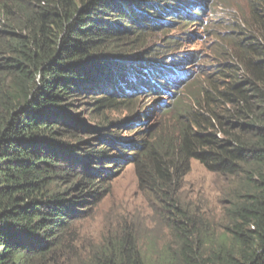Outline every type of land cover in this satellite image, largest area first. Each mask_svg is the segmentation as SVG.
<instances>
[{
	"label": "trees",
	"instance_id": "1",
	"mask_svg": "<svg viewBox=\"0 0 264 264\" xmlns=\"http://www.w3.org/2000/svg\"><path fill=\"white\" fill-rule=\"evenodd\" d=\"M211 1L0 0V264H150L125 231L75 246L78 220L130 163L173 238L157 264H264V0H247L218 78L182 98L181 63L131 51L171 19L202 24ZM157 93L170 118L146 129L137 102ZM193 160L235 181L223 239L180 200Z\"/></svg>",
	"mask_w": 264,
	"mask_h": 264
},
{
	"label": "rangeland",
	"instance_id": "2",
	"mask_svg": "<svg viewBox=\"0 0 264 264\" xmlns=\"http://www.w3.org/2000/svg\"><path fill=\"white\" fill-rule=\"evenodd\" d=\"M210 6L212 8L207 11L209 13L204 19V25L178 24L179 21L171 19L172 28L164 29L165 33L161 34L149 32L151 36L142 35V41L136 40L131 49L132 53L144 55L143 52L152 54L153 50L156 53L155 47H158V57L167 54L171 58L186 61L184 69L187 73L179 74L185 75V79H180L184 80L185 86L180 90L178 99L186 94L191 85L198 87L206 80L218 78L220 64L229 62L221 57L230 56L235 48L232 38H235L234 33L239 32L236 23H239L240 17H247L249 14L247 0H212ZM220 37L225 40L219 42ZM172 39H176L177 44L171 45L169 41ZM186 76L189 78L186 79ZM190 91L197 90L195 88ZM137 103L136 110L142 114L139 117L146 129L161 127L170 118L163 113L164 108L159 109L160 106L171 104L160 93L139 98ZM145 113L149 115L147 120ZM79 116L87 125L93 123L88 108ZM113 116L122 119L123 115L120 113ZM142 130L143 127L135 129ZM122 133L124 138L131 136L130 132L122 130ZM134 170L132 163L124 165L110 180V187L102 190L101 201L78 220L75 230V246L78 251L95 250L102 241L120 236L121 231L130 233L136 247L150 264H157L159 254L172 246L173 238L167 227L168 220L157 198L153 195L147 197L139 191ZM234 183V179L211 173L195 160L190 162V170L182 180L179 196L183 206H188L190 212L205 222L207 234L215 241L225 237L229 197L232 192L237 191Z\"/></svg>",
	"mask_w": 264,
	"mask_h": 264
},
{
	"label": "clouds",
	"instance_id": "3",
	"mask_svg": "<svg viewBox=\"0 0 264 264\" xmlns=\"http://www.w3.org/2000/svg\"><path fill=\"white\" fill-rule=\"evenodd\" d=\"M211 7V6H210ZM208 8L205 12V18L204 19H206V17H207V13H209V12H207L208 10H210L211 8ZM201 24V23H200ZM205 24V20H203V23H202V25H204ZM166 59H169V60H172V61H174L175 60V62H179V63H181L180 65H179V69H177V68H174L173 67V78H177V79H185V77L184 76H180L179 74L180 73H187V72H185V69H184V65H185V62L186 61H183L181 58H177V57H169V56H166ZM174 59V60H173ZM181 77V78H180ZM187 78H189V76H186V79ZM182 81H184V80H182Z\"/></svg>",
	"mask_w": 264,
	"mask_h": 264
},
{
	"label": "bare ground",
	"instance_id": "4",
	"mask_svg": "<svg viewBox=\"0 0 264 264\" xmlns=\"http://www.w3.org/2000/svg\"><path fill=\"white\" fill-rule=\"evenodd\" d=\"M180 74H182V73H180ZM185 76V75H184Z\"/></svg>",
	"mask_w": 264,
	"mask_h": 264
}]
</instances>
